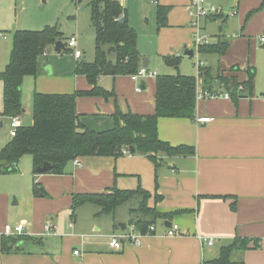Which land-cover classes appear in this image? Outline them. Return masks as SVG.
<instances>
[{"label":"crops","instance_id":"1","mask_svg":"<svg viewBox=\"0 0 264 264\" xmlns=\"http://www.w3.org/2000/svg\"><path fill=\"white\" fill-rule=\"evenodd\" d=\"M75 2L79 4L81 0ZM153 2L155 6L171 9L167 26L158 29L170 28L169 24L177 29L176 36L160 46L163 57H180L186 49L193 51L189 23L177 19L175 10L186 2L188 11L191 0L178 1L175 7L170 5L172 2L165 6L157 0ZM233 2L238 15L235 26L231 31H225V26L219 27L218 34L210 35L213 37L211 44L228 42V49L221 56L203 54L206 65L203 63L212 76L234 77L238 82H246L247 69H254L252 89L236 99L196 101L193 119H159V139L174 147H191L194 154L164 157V163L157 170L138 154L118 159L84 158L79 160L81 167L70 162L61 176L46 174L37 177L35 180L42 189L39 196L33 191L35 180L31 168L22 171L19 162L15 172L0 174V264H212L221 250L235 241H246V248L236 249L229 264H264V45L259 42V37L264 34V9L247 19L253 10L259 9L263 0ZM207 3H219L221 12V5L226 4L219 0H207ZM124 5L123 2L128 14ZM182 12H185L183 7ZM0 14L2 73L9 63L12 33L20 28L12 30L7 12ZM220 17L223 14L206 20L204 28L212 27ZM222 19L225 23L227 17ZM128 21L136 31L129 17ZM180 27L183 31H179ZM64 46L63 50L66 49ZM49 51L39 59L38 73L33 77L34 86L31 79L24 80L21 89L24 111L20 116V127H23L24 116L31 118L27 127L32 124L36 93L74 94L91 89L86 77L76 74L77 63L82 61L83 55L80 59L74 54L63 58V51L57 56ZM139 53L142 66L147 62L151 71L150 58L146 59L140 50ZM112 57L109 58L114 61ZM152 68L160 66L156 64ZM179 68L168 75L195 77L193 73H181ZM234 68L238 70L231 71ZM142 82L146 84L145 90L137 92ZM99 84L115 93L123 113L155 114L156 78L137 83L129 76H104ZM222 87H214L212 91L226 93ZM2 112L3 85L0 82V151L12 139L11 120L3 117ZM114 112L113 99H77L80 123L89 130L102 132L114 128ZM203 118L212 121H198ZM138 187L152 194L157 192L162 198L155 205L159 213L174 214L170 219L160 220L162 226L156 224L153 233L143 234L139 247L124 242L122 249L116 251L109 246L113 235L129 232L135 227L130 221L136 215L131 214L132 209H126L129 202L113 215H99L100 209L94 205L82 206L74 213L71 210L75 195L100 194L113 188L135 190ZM17 224L24 225L23 236L8 245L9 251L2 252L3 239H10L4 232L5 226ZM47 225H51L56 234L44 236ZM121 225H125V230ZM172 225H177L179 231L175 236H168ZM204 239H212L213 246H207ZM75 251L79 254L75 255Z\"/></svg>","mask_w":264,"mask_h":264},{"label":"trees","instance_id":"2","mask_svg":"<svg viewBox=\"0 0 264 264\" xmlns=\"http://www.w3.org/2000/svg\"><path fill=\"white\" fill-rule=\"evenodd\" d=\"M91 23L95 30V59L93 62L79 61L76 74L86 77L91 89L77 91L74 94H42L33 97L32 124L20 127L17 135L0 151V174L11 171L24 156H31L34 180L46 174L61 176L70 162L90 157L120 158L125 149H135L138 155L149 160L157 170L164 157H182L194 154V149L187 146L174 147L158 137V121L161 118L193 119L196 110V77L176 75H157L156 77V112L152 116H140L132 112L123 113L117 104L113 91L102 88L101 77H118L136 74L142 67L138 50L137 32L130 26L126 9L118 0H91ZM264 9V0L259 9L253 10L247 17ZM169 7L157 6L158 27H166ZM125 18L124 24L119 20ZM63 36L56 26H48L40 31H15L12 33V50L9 63L0 73L3 85V112L5 118H14L23 114L22 86L27 77H36L39 59L49 48L62 41ZM65 48V46H64ZM108 48V49H107ZM228 42L208 44L199 47L201 54L224 55ZM63 51V49L61 50ZM61 54V52H60ZM114 56V61L110 56ZM168 67L178 69L181 57L163 58ZM238 69H232L236 71ZM204 86L222 88L233 99L239 98L253 87L254 69H247L248 80L238 82L234 77L212 76L205 67ZM244 87L240 92L239 88ZM81 97H100L113 99L115 112L114 128L96 132L84 127L77 114V99ZM134 155V154H132ZM45 163L51 165V171L41 174L38 171ZM36 196L42 195V189L34 181ZM139 200L136 215L130 223L141 234H147L160 220L172 218L174 214H162L156 204L162 198L155 192L138 187L135 190H112L100 194L75 195L72 212L85 205H94L100 209L99 215H113L122 205ZM6 237L2 242V252H7L10 243H16L20 237ZM19 238V239H18ZM246 241H235L221 250L220 256L212 264L231 263L232 253L238 248H246Z\"/></svg>","mask_w":264,"mask_h":264},{"label":"rangeland","instance_id":"3","mask_svg":"<svg viewBox=\"0 0 264 264\" xmlns=\"http://www.w3.org/2000/svg\"><path fill=\"white\" fill-rule=\"evenodd\" d=\"M90 1L91 0H81V2L77 4L75 0H0V13L3 11L7 12L8 20L12 23L10 27L13 28L12 30H19L17 28H20V31H33L43 30L48 26H58L62 32V42L66 45L67 50L72 51V49L68 46L69 39L74 35L77 36L79 39V49L83 53L82 61L93 62L95 59V30L91 24ZM153 1L154 0H126V2H124V6L128 9L129 20L132 26L136 29L138 35V48L141 54L144 55L146 59L150 58L152 61V67L156 64L160 66V68L154 69L150 67V72H157L160 75L174 74L176 69L165 66L160 46L166 41L170 39L172 40L176 36L175 34L177 29L173 28L170 24V28L158 29L156 20L157 6H155ZM157 1L164 6L167 2H172L170 5L174 6V4L178 1L184 2L185 0ZM219 1H224L226 3L224 6L221 5L223 8V17H227L226 22L223 23V17H220L221 19H218L212 27L208 26L206 30L204 28L206 20H202V35L209 37L208 39L210 42L211 39H213L211 36L218 34L219 27L225 26V31H231L238 20V15L233 7L234 0ZM218 4L219 3L216 5L214 4V6L220 8V5ZM185 5L186 2L182 4L183 10L185 11L184 13L182 12V7H174L178 12L177 19L185 22L186 24L189 23V28L191 30L189 38L192 39V43H194V48H192L194 56L188 57L182 54L180 56L181 61L179 69L181 73H193L194 76L197 77L198 63L199 61L204 62L205 56L199 53L198 46L195 45L194 30L191 28L189 10L187 11V9H185ZM178 29L179 31H183L181 27ZM66 49L63 50L61 54L62 57H73L74 53L65 51ZM49 50L51 51H49L51 55L57 56L55 46L50 47ZM110 58L113 59L112 55ZM27 78L31 79V83L34 86V78ZM30 121L31 118L24 116L22 126L27 127V122ZM20 163V170L23 171L24 169L28 170L30 168L33 170L31 156H24ZM138 203L139 200L130 201L129 205L127 204L128 206L126 209H135L138 206ZM157 225L161 227L162 221H158Z\"/></svg>","mask_w":264,"mask_h":264},{"label":"built area","instance_id":"4","mask_svg":"<svg viewBox=\"0 0 264 264\" xmlns=\"http://www.w3.org/2000/svg\"><path fill=\"white\" fill-rule=\"evenodd\" d=\"M79 1V0H77ZM121 4L125 2V0H118ZM222 15L221 10L214 6V5H208L207 0H191V5L189 8V16L191 19V28L194 30V41L195 45L198 46V49L200 46L208 45L210 44V40L208 39L206 35H202V20H207L212 17L220 16ZM259 42L261 45H264V34L259 37ZM68 46L72 49L74 56L76 59H80L83 55V53L79 50V43L78 38L72 37L69 39ZM47 52L44 53L46 55ZM206 66L203 62L199 61L198 63V75L196 77V101H203V100H209V99H219L224 98L227 100L232 99L230 93L221 92V91H211L204 86V72L203 68ZM157 74L150 72L145 67H140L138 72L130 77V79L133 82H139L140 80H146V79H152L156 78ZM142 91L140 87L137 88V92ZM239 91H244V87H240ZM11 131L10 136L11 138H14L17 135V131L20 128V117H14L11 118ZM201 123H208L212 121L210 118H203L198 120ZM123 155H132L129 149H125L123 151ZM74 164L77 167H81V163L79 160H75ZM73 226L72 224L70 225ZM24 231V225L17 224L15 226L7 225L5 226V234L8 237H21L23 236ZM155 231V227H151L148 233H153ZM179 231V227L177 225H172V228L168 230L167 234L168 236H175L177 235V232ZM55 229L51 225H47L45 227L44 236H50L54 235ZM143 239V234H141L136 227H133L131 231L129 232H123L118 235H113L110 239L109 246L111 249L120 251L122 249L123 243L128 242L136 247L141 246ZM206 240V239H204ZM207 246L211 247L213 246V240L207 239L206 241ZM75 255H78L79 252L75 251Z\"/></svg>","mask_w":264,"mask_h":264},{"label":"water","instance_id":"5","mask_svg":"<svg viewBox=\"0 0 264 264\" xmlns=\"http://www.w3.org/2000/svg\"><path fill=\"white\" fill-rule=\"evenodd\" d=\"M125 21H126V19L124 17L119 20V22L121 24H124ZM63 48H64V43L61 42V41H58L56 43V45H55V51L57 53H60L61 52V49H63ZM184 56L193 57L194 56V51H191V50H187L186 49L185 52H184ZM143 67L148 68L147 62H145L143 64ZM145 87H146L145 82H142L141 85H140L141 90H145ZM130 152L132 154H135L136 153V150L132 148V149H130ZM13 170H17V166L16 165H13L12 166L11 171H13ZM50 171H51V165L48 164V163H45L44 166L38 172L41 173V174H44V173H48ZM121 228H122V230H125V225H121Z\"/></svg>","mask_w":264,"mask_h":264}]
</instances>
